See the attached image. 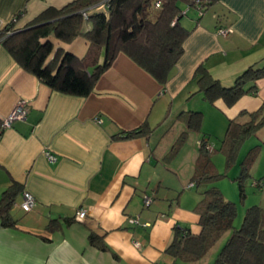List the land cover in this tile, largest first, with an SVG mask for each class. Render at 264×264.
<instances>
[{"label":"crops","instance_id":"1","mask_svg":"<svg viewBox=\"0 0 264 264\" xmlns=\"http://www.w3.org/2000/svg\"><path fill=\"white\" fill-rule=\"evenodd\" d=\"M72 1L0 0V31L12 18L13 28L22 30L47 8L60 9ZM180 7L185 12L180 24L189 34L165 85L119 53L87 97L61 94L19 66L0 43V121L21 101L29 107L26 118L3 129L0 137V198L13 182L21 186L9 212L13 224L3 226L0 220V264H179L164 250L175 226L200 231L195 211L200 195L194 185L189 187L200 141L213 153L228 121L247 123L249 116L242 112L253 113L264 102V78L256 82V94L244 95L230 107L221 99L209 104L192 79L202 65L229 87L249 66L264 68V0H219L201 17L193 7ZM96 11L104 9L92 7L88 15ZM216 27H231L232 32L217 36ZM49 41L54 50L78 58L89 47L82 37L64 43L50 36ZM182 111L203 116L200 132L193 134L185 179L173 172L175 165L162 162V139L182 131L176 121ZM144 122L151 129L148 136L113 139ZM244 145L247 151L234 179L253 149L258 154L250 171L264 166V126L242 149ZM45 149L56 154L55 162L46 159ZM23 191L36 201L29 212L20 208ZM144 195L153 198L146 208ZM79 209L86 213L82 220L75 218ZM135 216L139 225L128 221ZM91 233L108 249L91 245Z\"/></svg>","mask_w":264,"mask_h":264},{"label":"trees","instance_id":"2","mask_svg":"<svg viewBox=\"0 0 264 264\" xmlns=\"http://www.w3.org/2000/svg\"><path fill=\"white\" fill-rule=\"evenodd\" d=\"M195 1L74 0L60 9L47 8L22 30L8 24L0 31V43L19 66L61 94L87 97L119 53L127 55L159 84L165 85L183 54V43L189 34L180 24L183 17L180 5L195 7ZM198 1L206 11L219 0ZM155 2L160 4L158 8H154ZM103 3L106 12L96 11L87 18L83 17L84 11ZM87 24H90L88 30ZM50 36L64 43L82 37L89 43L88 51L83 58H78L61 49L54 50ZM261 78H264V68L255 65L246 68L229 87L223 86L202 65L196 68L192 77L197 93H201L209 104L221 99L228 107L244 95L256 94V82ZM242 114H247L250 120L245 124L229 120L218 147L225 157L226 170L237 162L243 141L264 126V102L257 111ZM202 120L199 111L178 114L176 121L182 123L183 129L171 147L169 159L178 154L188 135L200 132ZM2 130L0 121V137ZM150 133L151 129L144 122L113 139H131ZM208 146L206 141H200L190 179L200 195L195 206L200 231L193 234L189 229L175 226L173 238L164 252L179 262L199 264L218 248L213 264H264V210L257 205L248 207L240 226L234 227L235 203L227 200L218 188L210 186L226 173L217 172ZM257 154V149H253L241 162L240 173L235 179L241 198L245 197V180L250 177V167ZM20 192L21 186L17 182L3 191L0 198L3 226L13 224L9 212ZM52 226L53 221L49 227ZM88 241L99 250L108 249L93 233L89 234Z\"/></svg>","mask_w":264,"mask_h":264},{"label":"rangeland","instance_id":"3","mask_svg":"<svg viewBox=\"0 0 264 264\" xmlns=\"http://www.w3.org/2000/svg\"><path fill=\"white\" fill-rule=\"evenodd\" d=\"M175 121V119H172V121ZM160 133V130L157 131V135ZM177 133L175 135V132L172 131L170 132L165 138L166 139H162V141H164L163 145L166 148V153L165 155H163L162 157V162L165 163V165L168 166H174L175 168H173V172L176 173L177 177L180 179H185L186 177V171L189 167V161L190 159H188L191 155V153L189 152L191 146L194 145V136L193 134L188 135L187 140H185V142L182 144V146L180 147V150L178 152L177 159L175 156L176 161L174 162V158L169 159V153L171 151V147L172 145L175 143L177 137H178ZM158 138V136H154V138ZM212 141H216L215 138H211ZM247 141V139L245 140ZM245 141H243L240 149H239V153L240 156L237 160V162L230 167L228 170H226L225 168V157L223 155V153H221L220 151H218V147L220 142H215L217 143V150L215 149V151L211 154V157H213V162H215L216 167L218 168V172L220 174L222 173H226V176L221 178L220 180H218L217 182H215V184H217L221 190V193L226 195L224 197H227L229 200L233 201V203H235L236 207H237V216L234 220V227L238 228L241 224V221L243 219L244 213L246 211V209L248 207L251 206H256V205H262L260 206L261 208L263 207L264 210V187L260 188L255 186V183L257 181H260L261 179H263L262 177H264V166L261 167V169L259 170H251L250 171V177L247 178L245 180V197L241 198L239 195V190H238V183L237 181L234 179V175H236V170L237 167L239 165L240 160L242 159L245 151H247V145H244L243 149L242 146L245 143ZM212 147H214L213 144H211ZM264 180V179H263ZM262 181V180H261ZM210 186H213L210 185ZM223 187V188H222ZM222 245V244H221ZM218 251V248L214 251V253L207 259L210 260L209 263L207 264H213V260L214 257L216 255V252ZM206 260V261H207ZM179 264H189V263H182V262H178Z\"/></svg>","mask_w":264,"mask_h":264},{"label":"built area","instance_id":"4","mask_svg":"<svg viewBox=\"0 0 264 264\" xmlns=\"http://www.w3.org/2000/svg\"><path fill=\"white\" fill-rule=\"evenodd\" d=\"M160 6V4L158 2L154 3V8H158ZM95 9H99V8H103L104 11L106 12V4H102L99 7H94ZM195 8L196 12L198 13V16L201 17L204 13V8L203 6H201L199 4V1H195ZM185 12H182L181 15L184 16ZM84 18L88 17V11H84L82 13ZM15 22V18H12L9 22V24H13ZM232 32L231 27H216L215 29V34L217 36H226L229 33ZM29 113V107L27 105L26 102L21 101L19 102L14 108L13 110L2 120V128L6 129L9 128L11 126V124L16 121V120H24L27 116V114ZM99 122H101L100 120H98ZM209 150L211 149L210 146L207 147ZM44 156L46 157V159L49 162H55L57 160V156L56 154H54L53 152H51V150L49 149H45L43 152ZM193 186V184H189V187ZM255 186L263 188L264 187V181H257L255 183ZM153 202V198L151 196H147L144 195L143 196V206L149 207ZM35 199L33 197V195L31 193H29L28 191H23L22 192V200L20 203V208L25 211V212H29L31 211L34 206H35ZM86 213L83 209H79L76 211L75 213V218L77 220H82L85 217ZM128 221L133 224V225H139V220H138V216L135 217H130L128 219ZM135 247H140V244L138 241H134L133 242Z\"/></svg>","mask_w":264,"mask_h":264}]
</instances>
